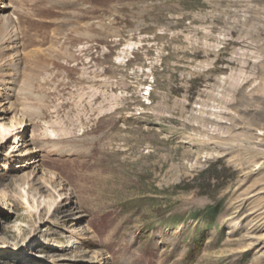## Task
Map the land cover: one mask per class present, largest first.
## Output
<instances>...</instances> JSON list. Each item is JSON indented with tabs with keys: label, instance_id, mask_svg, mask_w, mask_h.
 Here are the masks:
<instances>
[{
	"label": "rangeland",
	"instance_id": "obj_1",
	"mask_svg": "<svg viewBox=\"0 0 264 264\" xmlns=\"http://www.w3.org/2000/svg\"><path fill=\"white\" fill-rule=\"evenodd\" d=\"M3 2L0 264H264V0Z\"/></svg>",
	"mask_w": 264,
	"mask_h": 264
},
{
	"label": "bare ground",
	"instance_id": "obj_2",
	"mask_svg": "<svg viewBox=\"0 0 264 264\" xmlns=\"http://www.w3.org/2000/svg\"><path fill=\"white\" fill-rule=\"evenodd\" d=\"M6 8H7V6L4 4L3 0H0V11L3 9H6ZM5 19H7V18H5ZM4 32H5V30H4ZM7 36L8 37H6L5 33L3 34L2 38L4 39V43H6L5 41L12 39L13 37L15 38V35L12 36L11 38L9 37L10 35H7ZM1 41H3V40H1ZM7 113H8L7 108H4V109L0 108V141H3L5 144H7V142H12L14 144L17 142L19 143L20 138L23 135V127L21 126V124H19V122L15 121L14 119H10V120H7V122H4L5 114H7ZM24 142H26V141H24ZM21 144L22 143H19L18 146H20ZM23 144H24V146L22 148L18 149V150H20V152H18V153H21V155H22L19 158L30 159V161L31 160L33 161V159L37 153H34L33 149L30 148L32 146V143L28 141V142L23 143ZM16 151H17V149H16Z\"/></svg>",
	"mask_w": 264,
	"mask_h": 264
}]
</instances>
